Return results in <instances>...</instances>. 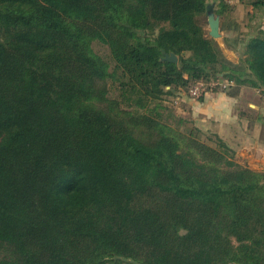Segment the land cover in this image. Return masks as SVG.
<instances>
[{
  "label": "trees",
  "instance_id": "16d2710c",
  "mask_svg": "<svg viewBox=\"0 0 264 264\" xmlns=\"http://www.w3.org/2000/svg\"><path fill=\"white\" fill-rule=\"evenodd\" d=\"M219 5L0 0V264H264V170L163 104L219 77L264 100V28L241 37ZM210 9L235 24L239 62ZM253 112L239 106L251 127Z\"/></svg>",
  "mask_w": 264,
  "mask_h": 264
},
{
  "label": "rangeland",
  "instance_id": "374dc122",
  "mask_svg": "<svg viewBox=\"0 0 264 264\" xmlns=\"http://www.w3.org/2000/svg\"><path fill=\"white\" fill-rule=\"evenodd\" d=\"M207 1L208 3L212 5V8L218 9L220 7L219 3L221 0H207ZM246 1H249V0H246ZM227 2L233 5L232 10L227 11V14H226L227 22H228V19H231V20L236 19V21L239 20L238 22L241 23V25L244 23H248L249 25L251 23L252 24L257 23L258 19H255V20L253 19L251 21V18H250L251 10L253 8L249 4H247V2L244 3V2H241V0H227ZM202 19L204 21H207L206 29L210 30L207 15L203 14ZM232 27H235L236 29L235 24H233ZM225 31H227V29L221 30L222 33H224ZM235 36H237V32H235ZM222 37H223V34H222ZM222 37L218 39H222ZM230 41L229 42L227 41L228 44L233 46L230 43ZM227 42L225 41L226 44ZM227 47L229 48V46ZM236 54L238 55V57L240 56L239 55L240 53L238 52V50H236ZM239 60L236 62H239ZM219 78H222V77H219ZM205 84L206 86L211 85V82L209 84L205 82ZM217 87L218 88L216 90H212V91L226 93L223 91L225 88H222V87L220 88L219 86ZM111 93L113 95H116L118 91L116 90L115 87H113V90L111 91ZM262 95L263 94L259 89L248 87V86L244 87L240 91L241 98H240L239 103L242 106L243 105L250 106L251 108L255 109V112L252 113V117L259 116L261 118L260 124H262L261 125L262 127L260 126V124L258 125L257 128H254V126L251 127L248 122V126L250 127L251 130L256 129L254 130V134H253V131L251 132V130L247 128L245 125L241 131L237 132L235 136L236 138L234 140L232 139L229 140L227 137L225 138V137L220 136L221 132L219 134V132L215 130L216 128L213 124L211 125L210 122L200 117L201 115L198 110L199 109L198 105L191 102L195 100L196 101H200V100L197 97H193V96L190 97L191 96L190 93L189 95L187 93L181 95V93L179 94L178 91L174 93L168 92L164 97L163 104L165 105V107H167L168 110H173L176 113V116H177V120L175 121L176 125L182 130L189 131L190 129L197 128L200 130L199 134L201 138L208 141L211 144H215L218 140L221 139L225 141L226 143H228L230 147L235 151L234 157L237 162L244 164V165H248L253 169L264 170V145H262L260 148H256L254 146V141L257 139H258L257 141L261 140V142H264V122L262 118V116L264 117V109H260L261 107L255 104L257 100L260 101V98H256V96L262 97ZM250 102L251 104L256 105V107H253L251 104L249 105ZM180 117H182L183 119L179 120ZM231 144L234 146H236L237 144L236 146L237 148L232 147Z\"/></svg>",
  "mask_w": 264,
  "mask_h": 264
},
{
  "label": "crops",
  "instance_id": "0c3cea01",
  "mask_svg": "<svg viewBox=\"0 0 264 264\" xmlns=\"http://www.w3.org/2000/svg\"><path fill=\"white\" fill-rule=\"evenodd\" d=\"M251 21L254 19H258L257 23L255 25H260L262 28H264V10H259V9H252L251 10ZM239 21V20H238ZM241 24V23H240ZM246 24V25H244ZM241 25V30L242 33L240 34L241 37H249L251 35H255L256 30L255 29H249V24L244 23ZM228 31L232 30L227 29ZM235 32L236 29L233 31V38L235 39ZM232 38V37H231ZM228 46V45H227ZM230 52H238L241 55L243 51L242 45H238L236 47H229L228 48ZM234 49V50H232ZM240 59V56L237 58V61ZM241 96H230L227 93H221V92H214V91H209L205 94L204 99L202 101H191L192 103L198 105L199 107V112H200V117H202L204 120L208 121L215 126V130L221 132L220 136L222 137H227L229 140L232 139L234 140L236 137V134L238 131H241L243 127L246 125L247 128L250 129L248 126L249 119L247 117H243L239 113V106H242L239 101H240ZM256 98H260V101H256V105H259L258 107L260 109H264V100L262 99L261 96ZM251 102L249 103V105ZM243 107H245L243 105ZM252 116V115H251ZM260 117H256L254 121V128H257L258 125L260 124ZM246 123V124H245ZM262 124H260L261 126ZM252 126V127H253ZM262 127V126H261ZM251 130V129H250ZM254 130L252 129L251 132ZM253 136V135H252ZM258 140V139H257ZM254 141V146L256 148H260L262 145H264V142H261V140ZM232 147L237 148L236 146L232 145ZM259 152V151H258ZM260 168V167H258Z\"/></svg>",
  "mask_w": 264,
  "mask_h": 264
},
{
  "label": "water",
  "instance_id": "95a60500",
  "mask_svg": "<svg viewBox=\"0 0 264 264\" xmlns=\"http://www.w3.org/2000/svg\"><path fill=\"white\" fill-rule=\"evenodd\" d=\"M208 23L210 26V30L209 33L212 37L218 39L220 37H223L222 39H218V42L220 44V47L223 51V53L225 54V56L230 59L233 62L237 61L238 55L236 54V52H230V50L227 47V44L225 43V37L230 38L228 40V42L230 41V43L236 47L237 46V42L236 40L233 38V31L235 30V27H232L231 31H225L224 33L221 32L220 29V15L217 14L213 9L208 10ZM232 37V38H231ZM224 38V39H223ZM163 59H167L170 61H174L177 62L178 61V55L174 52L167 54L163 57ZM253 107H256V105L251 104Z\"/></svg>",
  "mask_w": 264,
  "mask_h": 264
},
{
  "label": "built area",
  "instance_id": "2783aa9c",
  "mask_svg": "<svg viewBox=\"0 0 264 264\" xmlns=\"http://www.w3.org/2000/svg\"><path fill=\"white\" fill-rule=\"evenodd\" d=\"M212 85H218L222 88H227L230 84L231 81H229L226 78H219L211 83ZM206 84L203 80L198 81L195 83L191 89H190V94L193 97H198L199 95L202 94V92L205 90Z\"/></svg>",
  "mask_w": 264,
  "mask_h": 264
}]
</instances>
